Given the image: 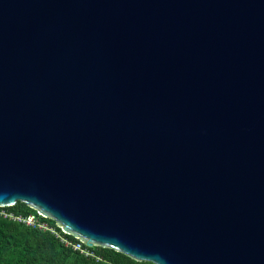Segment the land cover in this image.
Instances as JSON below:
<instances>
[{
	"label": "water",
	"instance_id": "obj_1",
	"mask_svg": "<svg viewBox=\"0 0 264 264\" xmlns=\"http://www.w3.org/2000/svg\"><path fill=\"white\" fill-rule=\"evenodd\" d=\"M152 264H264V0H0V208Z\"/></svg>",
	"mask_w": 264,
	"mask_h": 264
},
{
	"label": "trees",
	"instance_id": "obj_2",
	"mask_svg": "<svg viewBox=\"0 0 264 264\" xmlns=\"http://www.w3.org/2000/svg\"><path fill=\"white\" fill-rule=\"evenodd\" d=\"M0 264H152L136 261L118 251L102 247H84L91 253L85 256L66 247L58 237L47 230L29 227L4 214L28 217L34 215L37 222L53 228L60 237L71 243L79 242L65 235L51 219H45L24 203L0 208Z\"/></svg>",
	"mask_w": 264,
	"mask_h": 264
},
{
	"label": "built area",
	"instance_id": "obj_3",
	"mask_svg": "<svg viewBox=\"0 0 264 264\" xmlns=\"http://www.w3.org/2000/svg\"><path fill=\"white\" fill-rule=\"evenodd\" d=\"M2 214L4 215V217L11 218L12 220H14L16 222H19V223H23L26 226L37 227V228L42 229V230L50 231L56 237H58L60 239V241L64 245H66V247H71L73 250L79 251L81 254H83L85 256H91V253L84 247L85 244L83 242H80V241L77 242V243L69 242L68 240L60 237L59 234L53 228H50L47 224L37 222V218L34 215H30V216L24 218V217H20V216H14V215H11V214H9V215L4 214V213H2ZM37 214L40 216L39 213H37Z\"/></svg>",
	"mask_w": 264,
	"mask_h": 264
},
{
	"label": "rangeland",
	"instance_id": "obj_4",
	"mask_svg": "<svg viewBox=\"0 0 264 264\" xmlns=\"http://www.w3.org/2000/svg\"><path fill=\"white\" fill-rule=\"evenodd\" d=\"M66 246V245H65Z\"/></svg>",
	"mask_w": 264,
	"mask_h": 264
}]
</instances>
